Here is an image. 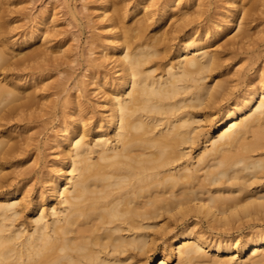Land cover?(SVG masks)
Here are the masks:
<instances>
[{"label": "bare ground", "instance_id": "obj_1", "mask_svg": "<svg viewBox=\"0 0 264 264\" xmlns=\"http://www.w3.org/2000/svg\"><path fill=\"white\" fill-rule=\"evenodd\" d=\"M97 1L70 86L49 13L18 42L0 0V264H264V0Z\"/></svg>", "mask_w": 264, "mask_h": 264}, {"label": "rangeland", "instance_id": "obj_2", "mask_svg": "<svg viewBox=\"0 0 264 264\" xmlns=\"http://www.w3.org/2000/svg\"><path fill=\"white\" fill-rule=\"evenodd\" d=\"M120 1V0H117ZM97 0H6V5L2 6V12L3 16L2 19H6L9 21V29L7 28L3 36L7 39L11 37V40L18 39L19 33L28 27L30 24L32 25L33 21L39 20L46 15H50V22L47 26H49L50 32L48 35L50 36L47 41V45L53 48L52 55H62L61 51L59 52L61 47H58L55 43L60 42L61 45L64 43L61 50H65L67 54H69V57L71 60L69 64H65L62 70V77L68 78V85L72 86L75 81L80 77H82L83 73L87 69V63H89L90 57H95L96 54L92 53L91 49H94V51L98 48L95 47L93 42L94 36H96L98 33L101 32V29L98 28L103 22L105 21V18H102L100 16L103 12V9L99 7L98 9L96 6H98ZM125 3L128 4V6H131L133 3H136V0H125ZM148 0H142V4H147ZM5 8V9H4ZM155 7H151V10H154ZM129 16L126 18V21H131L133 17V13L131 10L127 12ZM100 18H99V16ZM35 20H34V19ZM1 19V20H2ZM4 19V20H5ZM41 19V21H42ZM103 19V20H102ZM100 23V25H98ZM21 25H24L23 28ZM30 25V26H31ZM98 25V27H97ZM44 29V27H43ZM47 28L45 27L44 30ZM100 29V30H99ZM155 28H151V30H154ZM103 31V30H102ZM40 31L38 32V34ZM9 37V38H8ZM18 42L21 41V38H19ZM44 39L36 40L35 42H32L31 44L37 45L42 42H45ZM35 43V44H34ZM37 43V44H36ZM30 47V44L27 45ZM24 46V47H27ZM94 48H93V47ZM96 50V52H97ZM65 52V53H66ZM61 53V54H60ZM72 55V56H71ZM91 59V58H90ZM109 65L108 67H110ZM50 73H56V72H50ZM88 73V72H86ZM52 74H47L46 77L51 76ZM37 75V74H36ZM49 75V76H48ZM1 75L0 77H2ZM14 77V76H13ZM38 77V75H37ZM50 78V77H49ZM54 80L50 79V81ZM66 80V79H65ZM78 82V81H77ZM101 97V94L98 95ZM57 97V96H55ZM53 96V98H55ZM102 110V107H96L95 105V112H98ZM44 112V111H43ZM92 114L89 115H93ZM216 116H213L215 118ZM53 118L52 114L45 113L42 117V121L37 122L33 124L34 126L38 124L35 128L30 130V134L33 133L34 138L39 141L40 145L42 146L40 150L33 149V147H29L31 149L29 157L27 156L26 162H23L25 166H33L35 164V159L39 156L40 163H38L36 168H40L41 175L42 171L46 170L47 161L50 159H53L55 157H58L57 155H53L52 152H54L55 148H49L50 144H46L48 136L51 135V130L53 129L54 122L51 119ZM46 124V125H45ZM208 124L212 125L213 122L210 121ZM29 127H25V129H21L20 132L28 130ZM29 134V133H28ZM50 134V135H49ZM33 143H36L34 140ZM50 143V142H49ZM40 151V152H39ZM34 154V156H32ZM38 154V156H37ZM26 157V156H25ZM33 157V158H32ZM43 159V160H42ZM27 163V164H26ZM9 166V165H8ZM7 166V167H8ZM28 166V167H29ZM10 168V166H9ZM40 174V173H39ZM39 174L33 179H29V185L27 186V194L29 195L32 200H35V196L39 190L47 191L48 192V183H43L41 178L42 176ZM28 214V213H27ZM162 245L161 241L159 244V247ZM170 264H180L177 260V258L172 255L171 256ZM235 257H238V253L235 255ZM148 260V262L153 263L155 261V254L151 253L149 255V258H145L143 261Z\"/></svg>", "mask_w": 264, "mask_h": 264}]
</instances>
